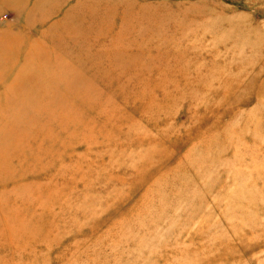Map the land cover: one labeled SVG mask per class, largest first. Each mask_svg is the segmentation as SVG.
I'll use <instances>...</instances> for the list:
<instances>
[{
  "label": "rangeland",
  "instance_id": "obj_1",
  "mask_svg": "<svg viewBox=\"0 0 264 264\" xmlns=\"http://www.w3.org/2000/svg\"><path fill=\"white\" fill-rule=\"evenodd\" d=\"M11 125L0 264H264V0H0Z\"/></svg>",
  "mask_w": 264,
  "mask_h": 264
},
{
  "label": "bare ground",
  "instance_id": "obj_2",
  "mask_svg": "<svg viewBox=\"0 0 264 264\" xmlns=\"http://www.w3.org/2000/svg\"><path fill=\"white\" fill-rule=\"evenodd\" d=\"M18 109L21 110V111H25V113H26L28 108L25 109V108H23V107H18L17 110H18ZM23 109H24V110H23ZM10 127L12 128L11 130L8 129V128L5 129L4 127H2V128L0 129V137H1V138H0V145H1V146L4 145L5 148H7V147L9 146V144L5 142V141H8L6 135H8V134L10 135V133L14 130V127H15V126L13 127V126L11 125ZM2 133H3V134H2ZM3 135H4V136H3ZM3 137H4V138H3ZM2 139H3L4 141H3ZM13 144H14V143H11V145H13ZM4 146H3V147H4ZM11 147H13V146H10V148H11ZM198 157H199V156H198Z\"/></svg>",
  "mask_w": 264,
  "mask_h": 264
}]
</instances>
